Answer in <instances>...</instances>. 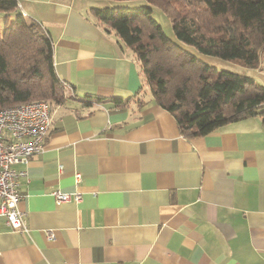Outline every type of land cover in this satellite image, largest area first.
<instances>
[{"label": "crops", "instance_id": "crops-1", "mask_svg": "<svg viewBox=\"0 0 264 264\" xmlns=\"http://www.w3.org/2000/svg\"><path fill=\"white\" fill-rule=\"evenodd\" d=\"M92 1L17 0L66 86L42 150L14 166L26 231L0 221V264H264L261 119L183 137ZM246 69L264 86V52Z\"/></svg>", "mask_w": 264, "mask_h": 264}, {"label": "trees", "instance_id": "trees-1", "mask_svg": "<svg viewBox=\"0 0 264 264\" xmlns=\"http://www.w3.org/2000/svg\"><path fill=\"white\" fill-rule=\"evenodd\" d=\"M111 1L145 3L91 12L131 51L147 90L175 118L183 137L205 136L254 116L264 127L263 85L204 64L179 45L248 69L257 67L264 52V0ZM155 10L171 22L176 41L154 19ZM64 90L43 28L20 12L17 0H0V108L36 100L60 103ZM122 102L115 99L117 105Z\"/></svg>", "mask_w": 264, "mask_h": 264}, {"label": "built area", "instance_id": "built-area-1", "mask_svg": "<svg viewBox=\"0 0 264 264\" xmlns=\"http://www.w3.org/2000/svg\"><path fill=\"white\" fill-rule=\"evenodd\" d=\"M50 121L48 101L36 100L0 108V221L12 231H26L23 214L18 208L21 198L16 189L17 179L24 172L15 170L14 166L26 164L30 156L42 150ZM52 197L56 205L81 201L78 193L54 191ZM46 236L53 237L50 231H46Z\"/></svg>", "mask_w": 264, "mask_h": 264}, {"label": "rangeland", "instance_id": "rangeland-1", "mask_svg": "<svg viewBox=\"0 0 264 264\" xmlns=\"http://www.w3.org/2000/svg\"><path fill=\"white\" fill-rule=\"evenodd\" d=\"M93 2V7L94 8H103V7H120V6H128L130 8L136 7L138 5H143L145 4L143 1H134V2H114L111 0H106L105 2L101 1H92ZM154 19L161 25L163 32L165 35L173 40L176 41L173 31H172V26L171 22L165 17V15L158 11L155 10L153 13ZM180 47L183 49L191 52L194 54L199 60H201L204 64H207L211 67H214L215 69L219 71H226V72H231L235 74H241V75H252V71H247L245 67H243L241 64L232 62V61H226L223 59H220L218 57L214 56H208V55H203L200 54L197 50H195L193 47L179 43Z\"/></svg>", "mask_w": 264, "mask_h": 264}]
</instances>
